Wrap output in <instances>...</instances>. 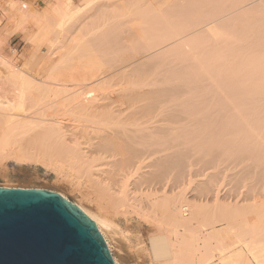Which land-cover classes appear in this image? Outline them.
Wrapping results in <instances>:
<instances>
[{
	"label": "bare ground",
	"instance_id": "obj_1",
	"mask_svg": "<svg viewBox=\"0 0 264 264\" xmlns=\"http://www.w3.org/2000/svg\"><path fill=\"white\" fill-rule=\"evenodd\" d=\"M112 1L90 0L78 28L72 0H4L7 20L40 32L38 63L21 68L0 32V161L42 166L78 193L86 205L58 192L116 264L113 241L153 264H264V0ZM196 155L202 168L241 166L234 190L251 179L248 195L219 174L196 179Z\"/></svg>",
	"mask_w": 264,
	"mask_h": 264
},
{
	"label": "water",
	"instance_id": "obj_2",
	"mask_svg": "<svg viewBox=\"0 0 264 264\" xmlns=\"http://www.w3.org/2000/svg\"><path fill=\"white\" fill-rule=\"evenodd\" d=\"M0 264H116L97 224L57 192L0 187Z\"/></svg>",
	"mask_w": 264,
	"mask_h": 264
},
{
	"label": "rangeland",
	"instance_id": "obj_3",
	"mask_svg": "<svg viewBox=\"0 0 264 264\" xmlns=\"http://www.w3.org/2000/svg\"><path fill=\"white\" fill-rule=\"evenodd\" d=\"M23 1L30 3L34 9H38V10L44 9L48 4V0H23ZM72 1H73L72 10H74V12H75V16L73 18V20H74L73 24L78 22V19H80V20L83 19V21H84L85 20L84 16L87 15L88 13L90 14L91 13V12H89L90 10L92 11V6L89 5L90 0H72ZM96 1H98V0H96ZM115 1H118V0H115ZM124 1H126V0H124ZM143 2H146V1L144 0ZM122 3L124 5H121V6H125L126 3H124L123 0H122ZM127 7H128V5L124 8H127ZM192 7L195 8L196 6L190 5V9ZM211 7L212 6H208L206 9L211 11V10H213ZM7 9L9 10L8 5L5 4L4 0H0V32L4 31L5 35H6V39H7L6 44H4L2 47V50H3L2 53H4V55H7L8 57H10L12 55L14 58L12 56L10 58H12V60L15 61V65L17 67L21 68V66H24L25 64L28 63V59L33 55L34 49L36 50V48H37L36 45L32 44V38L39 31V28L36 27V28H38V30H37L35 28V26L33 25V23L30 24L29 22H32L31 20H28V22H24L20 18H17L16 22L7 20V15L5 14ZM185 9L187 10V9H189V7L185 8ZM216 9H217V7H215V9L213 11H215ZM3 11H4V13H3ZM183 11L184 10H182V12ZM14 12L18 13L17 9H14ZM85 17H87V16H85ZM82 23L83 22H81V21L78 22L79 26H77V27L79 28L81 25H82L81 27H83L84 24H82ZM76 24L74 26H76ZM100 24H102V22H95V23L91 24V26L87 27L85 30L83 28L82 29H83V31H85L88 34L89 33L94 34L98 31V27ZM75 29H73V30H75ZM82 29H80V30L82 31ZM77 30L80 31L79 29H77ZM73 32H76V30ZM85 32H82V34H84ZM79 33H81V32H79ZM79 33L77 32V34H79ZM40 38H43L45 41L47 40L48 42H50V41H55V39L57 37H56V35L51 34L48 36L43 35ZM81 39L85 42L98 40L97 37H87V35H84V37H82ZM120 39L121 38H119V40ZM116 40H118V39H116ZM46 44H48V43L46 42ZM46 44L43 45V47H42L43 49L41 48V51L39 52V56L47 54V47L48 46ZM34 63L37 64L38 61L33 60V62H31V64H27V65H29L31 67L32 66L35 67L36 65H34ZM198 156L199 157H197V155H196L193 158V159H195L194 163H193L194 164L193 165V171H195L194 174H196V176H197V177H195L196 179L202 180L204 178H209L212 175L219 174L218 176L221 178L220 179L221 183L223 181V184L225 185V187H223L222 189L224 191L225 190L231 191L233 189V191L235 192V193H233L232 197L240 196L241 198H243V197H246L248 195L250 187L253 184L251 182V179H248L244 184L238 186V188L236 190H234L235 183L233 181V177L236 174H240V172L242 170L241 166L234 169V167L232 165H230V163H227L224 159L225 162L223 161L224 162V163L222 162L223 165H221L219 168L215 167V166L214 167L209 166L210 168H208V167L202 168V167H204V163L202 161H200V155H198ZM0 163H2V164H0V187L24 188V189L36 188V189L50 190V191H54L57 193L61 192L72 202H74V203L80 202V203H83L86 205V203L83 202L82 198L79 196L78 193H76L75 191H72L65 184L60 183V182L58 183L56 175L52 171L47 170L46 168H43L42 166H37V165H32V164H23L22 165L21 163L15 162L13 159H4V161L3 162L0 161ZM55 180H56V182H55ZM253 181H255V179ZM258 181L259 180H257V182L255 181L256 184H258V185L254 184L257 187L255 189L254 194H256L259 198L260 196L264 195V183H263L264 181H261L262 184L260 183V181H259V183H260L259 184ZM219 228H220V226H219ZM219 234L222 236L226 235V233L224 231H222V232L217 233L215 236H218ZM173 239H175V238H173ZM226 240H227L228 244H232L234 242V237L228 236L226 238ZM113 243H114V245H113ZM113 243L111 244L112 248H113V253H114L115 257L118 259L119 264H153V261H151L152 259L149 258V254H147V253L145 254V252L143 253L142 251L139 252V250H137V249L134 250V248H132L134 250L133 251V250L128 249L124 246H121V244H119L116 241H113ZM212 244H213V246H216L217 240L216 239L212 240ZM241 247H242V249L245 248L244 250H246L245 252L247 253V256L250 257L248 255L249 253L247 252V247H245L244 245L242 246V244H239L236 247H234V250H236L238 248L240 249ZM120 251H121V253H120ZM213 254L215 256L214 262L215 263L220 262L219 261L220 253L218 254L217 251H214ZM227 254H232V253L227 252ZM234 259H236V258H234ZM251 261H252V258H251Z\"/></svg>",
	"mask_w": 264,
	"mask_h": 264
}]
</instances>
